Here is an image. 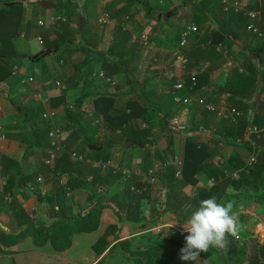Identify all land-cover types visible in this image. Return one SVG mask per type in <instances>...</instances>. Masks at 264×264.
<instances>
[{
	"label": "crops",
	"instance_id": "0c3cea01",
	"mask_svg": "<svg viewBox=\"0 0 264 264\" xmlns=\"http://www.w3.org/2000/svg\"><path fill=\"white\" fill-rule=\"evenodd\" d=\"M3 1H5V5L7 3H18L23 6V10L24 6H27V2L24 3L25 0ZM37 1L39 3L49 1L55 5V8H43L38 4L45 21L38 19L36 22V25L38 21L44 23L42 27L37 25V27L42 28L37 35V42L42 37L43 45L41 46L44 49L35 53V56L42 54L41 61L38 64L35 63L37 65L35 69L36 71L42 67L47 69L48 65V70L44 68L41 71L44 79H41L37 84L35 83V86L31 89V92H35V94L29 95L28 90H22L23 93L20 94L24 98L35 101V103H31V108L35 106V109L40 107L45 111H53L55 116L47 122L42 119L44 111L37 114L38 117L35 116L34 122H30L28 125L20 123L21 120L18 121L12 118L14 112L20 116L18 111L21 109L17 103L12 100L7 105L2 103V99L7 98V96L10 98L17 96L16 93H11L15 85L11 88V83L0 82V126H2L5 134V139L0 140V197L4 201L2 208L0 206V229L8 235H17L24 219L28 217L36 219L38 223L50 221V206L45 202H40L38 195L40 197H45L46 193L48 195L53 183H42L40 176L37 185L29 183L21 187L18 186V181H16L12 186L10 184V187L7 185L8 178L16 171L9 168L10 163H1V156L14 161H21V172L25 175L36 172L43 165H48L45 164L46 156H43L46 150L40 151L34 148L33 151H30L31 154L26 155V146L19 139L26 130V126V131L60 128L63 132L64 145H66V152L63 155L68 157L73 169H77L85 180L90 179L88 174V166H90L104 171L112 168L115 174L119 173L123 177V181L134 179L141 183L147 182V172L154 169L153 164L154 166L157 164L150 158L151 155L157 150L165 149L168 141H171L172 146L177 150L176 157L182 162L181 153L185 137L194 136V141L197 143H207L211 138L215 125L221 119L229 118L235 123L236 118L242 115V110L245 107L238 102V99H236L237 94L232 91H238L240 88L238 74L242 73L243 65L246 66V57H253L254 54L251 49L256 47L257 39H264L247 30L249 20L243 13L244 23H246L245 29L235 21V18L230 20L231 14H239L235 13L230 6L235 2H242L246 6L245 10L257 12L258 16L254 23L259 29V19L264 18V15L260 13L264 0H225L230 9L228 12H224V4L221 0ZM79 8L84 12L86 19L85 33L81 37L78 35L80 33L77 13ZM48 9L52 12L45 11ZM103 13L108 15L109 21L105 24H99L98 19ZM56 16L64 17L66 22L54 26L49 25V19ZM192 24L197 27V32L188 37L184 47H180L181 32ZM220 27H224L229 32V40L224 42L213 40V35L219 31ZM260 32L263 33V31ZM21 33L23 32L20 31L19 34L11 38L14 48L15 39L25 36ZM141 36L147 38L148 45L146 47L140 44ZM79 43L82 44L84 50L75 52L74 48ZM114 43L119 45L111 51L110 48ZM67 44L70 48L67 47ZM176 50H180L187 59L185 69H182L179 61L173 57V52ZM15 51L19 55L16 48ZM109 51L112 55L125 60L127 67L123 72H116L106 77L104 73L107 69L113 67L109 64L110 58L105 55L109 54ZM97 52L104 55L100 56ZM50 54L56 56V61L50 59ZM19 57V60H21L23 56L19 55ZM24 60H28V58L26 57ZM29 64H27V67ZM14 67L21 70V75L14 76L12 73L13 79L21 78L23 80L22 77H24L25 72L21 69V66L19 67L17 63ZM100 73H102L103 78L98 76ZM194 77H206L208 85L199 89H196V85H194L193 91L190 93L186 87L191 86L192 83L187 86L185 81ZM178 80L183 81L185 89H173L174 83ZM56 82L63 84L65 88H57L55 86ZM230 95L233 97H229ZM175 97H191L192 101L189 105H182L174 101ZM254 99L255 97L246 102L249 103L250 100L252 102ZM46 100L48 101L47 104L44 103ZM199 100H202L204 105L198 103ZM131 102H136L139 106L144 102H149L151 106L166 111L171 115L169 120L171 129H168L164 135L157 119L152 118L150 120L152 124H148L138 118L133 122L136 127L133 128V132L136 133L142 130L143 140L154 143L139 147L132 146L134 144L132 142L129 147H123V143L134 135L131 126V131L126 134L119 133L117 129L113 132L115 129L113 126H118L116 123L120 120V114L129 113L127 107ZM51 103L56 107L51 108ZM15 105L18 108L14 109ZM97 105H107L110 112L104 114L96 109ZM205 106H210L214 110L209 111ZM70 107L78 114L73 119L79 127L75 130L78 129V132L79 129L81 130L78 139H75L72 134L73 128L68 129L66 127L67 121L64 118V111L71 109ZM232 109L238 114H231ZM246 111L247 119L249 111L252 112V110L247 109ZM174 121L176 124H174ZM196 127L199 130H196ZM90 146L100 149H90ZM234 149L231 145H221L218 163L230 162ZM100 151H102L103 156L110 155L109 161L93 160ZM71 154H75L76 158H71ZM132 154L136 156L133 159L132 167L136 161L139 165H143L144 171H142L143 169L138 170L139 172L135 169L131 171L124 170L121 174L122 168H127ZM249 156L241 157L240 162L243 165L240 169L231 168L225 171V176L231 177L233 173L243 172L245 166L249 165ZM100 162L109 163V165L106 168H101L97 165ZM48 166H51V164ZM230 173L231 175H228ZM128 175L130 177L126 178ZM208 180L204 176H199L197 187L210 184ZM68 181L69 176L62 174L58 178L57 184L66 185ZM112 182V180H109V183ZM41 185H43V188ZM114 187L118 191L122 189V186L119 185L118 187V183ZM107 188L108 186L104 185V189ZM161 189H164L162 185ZM131 190L133 191L134 187H131ZM74 191L71 192V195L68 193L67 196L71 197V212L75 216L83 209L90 207L91 200L88 199V195L91 193L88 192L87 194L84 191V194H80L76 190L73 194ZM143 219L147 223L146 228L141 229L138 224L119 219L114 205L109 204L101 212L98 229L91 233H75L71 239V246L67 250L55 251L50 243L45 244L43 247H36L32 239L26 237L6 249L11 253L0 255V264H78V260H76L78 256L74 257L77 248V250L89 248L93 255V261L90 264L96 261L101 264L111 255V252L115 249L114 245L123 240L131 241L135 249L146 250L150 244L140 245L137 241H142V237L148 236L152 243L155 242L156 237H152L150 234H153V229H157L150 226L148 222L150 219L147 216H144ZM173 222L176 224L169 230V233L171 230L179 233L180 229L183 228V223L175 221L169 213H167L163 224L160 226ZM111 225H116L117 229L112 235L107 236L108 245L106 249L100 255H97L93 250V245ZM158 231L164 234L167 229L164 227ZM85 235H91L92 237L87 239ZM169 240H172L171 235H169V239L163 241L168 244ZM113 246L114 249L109 252ZM169 246L171 247L172 244ZM175 246L178 248L177 244ZM126 255L128 256L127 253ZM129 261L131 264H135L134 258ZM206 262L207 264H214L213 260Z\"/></svg>",
	"mask_w": 264,
	"mask_h": 264
},
{
	"label": "trees",
	"instance_id": "16d2710c",
	"mask_svg": "<svg viewBox=\"0 0 264 264\" xmlns=\"http://www.w3.org/2000/svg\"><path fill=\"white\" fill-rule=\"evenodd\" d=\"M17 8L20 9V21H16V23L8 22L6 19L9 16L6 11L10 13L13 9ZM22 10L23 6L18 3L2 4L0 7V82L11 83L10 81L14 78L12 76V68L18 63L20 57L15 51L11 38L21 31ZM242 15V13L237 15L231 14L230 20H234L235 18V21L241 24L242 28L245 29L246 23H244ZM259 27V30L262 31V27ZM7 28L13 29V32H8ZM84 33L85 30L82 34L78 33V35L81 37ZM228 36L229 32L226 31L224 27H220L219 31L213 35V40L224 42L229 40ZM230 36L232 35L230 34ZM213 40L211 41L213 42ZM257 42L256 47L251 49V52L254 54L253 57H246V66L243 65L244 69L242 73L238 74L240 82L239 90L232 91L237 94L236 99H238V102L245 107L244 110H242V115L236 118L235 123L229 120V118L221 119L217 125H215V129L212 131L211 138L207 143H197L194 141V136L185 137L186 139L181 153L182 167L180 177H176L177 169L172 164L174 157L172 151L175 149L171 141H168L165 149L157 150L153 154V162H156L160 167L162 166V168L159 169V178L157 179L160 185L165 189L164 212L161 219L169 213L175 221L183 223L184 219L188 218L191 214V209H188L186 207L187 205L190 204L193 208L198 207L201 200L212 196H215L218 202L227 203L234 196L232 195L233 193L228 191L230 189L239 197L250 200L254 197V193L251 192L249 188H254L261 180L264 181V179H262L264 177V39H257ZM118 45V43H114L110 50L112 51L113 48L118 47ZM67 47L70 48L68 44ZM74 49V51L77 52L84 50V47L79 43ZM97 54H100V56L104 55L101 52H97ZM105 55L107 58H110V66H113L104 73L106 77L116 72H123L127 67L125 60L120 59L119 56L112 55L110 51L109 54L107 53ZM41 57L42 54H38L37 56L28 57V60L38 64L41 61ZM40 70H43V67ZM17 82L20 83L21 78L18 79ZM193 82L196 85V89L208 85V79L206 77H194L185 81L187 86ZM229 97L232 98L233 96L230 95ZM253 97H255V99L251 104L246 102L249 99H253ZM52 107L55 108L56 105L51 103V108ZM15 108H18V106L15 105L14 109ZM36 109L32 114L37 117V114H41L45 111V109H41L40 107ZM96 109L104 114L110 112V108L107 105H97ZM127 109H129V113L124 112L120 114V120L117 119L118 123H116L118 126H113L115 128L113 132H115L116 129L119 130V133L123 132L126 134L131 130L133 132L136 128L133 122L138 118L148 124H152L150 121L152 118L157 119L162 134L164 135L168 129H171L169 122L171 115L166 111H162V109L151 106L149 102H144L141 106L136 102H131ZM247 109H251L253 113L251 122L246 119ZM25 115L26 111L23 109L20 117H24ZM15 116L17 118L19 117L16 112ZM75 116H78V114L72 110V108L64 111V118L67 121L66 127L68 129L73 128L72 134L75 139H78V134L79 132L81 133V130L79 129V132L77 131L78 129L75 130L79 128L73 120ZM249 126L256 127L260 132L259 134L250 135L248 139L245 140L246 129ZM47 129H31L28 131L26 155L31 154L30 151L37 148L40 151L46 150L43 156L47 158V150L50 147V139L48 137L49 130ZM196 130H199V128L196 127ZM141 132L143 131L139 130V132H133L134 135L132 138H129L130 140L127 139L122 146L129 147L132 142H134L132 146L145 147L147 144L152 145L154 142L143 140ZM224 144L231 145L235 149L230 162L219 164L220 147ZM91 152L96 153L95 151ZM249 155H254L255 160L254 163L245 166V173L238 171L234 179L225 176V171L231 168L239 170L243 165L240 162V158L243 156L248 157ZM110 158V155L107 154L103 156L102 151H100L98 156L93 158V160L106 162L109 161ZM4 162L10 163L9 168H13L16 171L15 174L8 178V186H10V184L12 186L16 181H18V186L21 187L29 183L37 185L40 176L42 178V183L50 182L53 183V185L48 195L47 193L45 197H40V195H38L40 202H45L50 206V221L38 223L36 219L28 217L24 219L23 225L20 227V231L17 235L5 234L0 229V255L11 253V251L6 249L12 247L26 237H30L36 247H43L45 244L50 243L55 251L61 252L67 250L71 246V239L75 233H91L98 229L101 212L109 204L114 205L116 215L119 219H124L132 224H138L141 229L146 228V224L140 225L139 223L144 220V203L155 200V198L152 199V194L156 191L157 180L153 185L146 181L141 183L134 179L123 181V177L119 173L115 174L112 168L104 171L90 166H88L90 179L85 180L81 177L77 169H73V166L68 161V157L64 155L60 159L57 158L51 166L43 165L42 168L29 175H25L21 172V161H14L8 157L1 156V163ZM142 171H144V169ZM62 174H67L69 176V181L66 185L57 184V180ZM199 176H204L209 179L208 182L210 181L211 183L208 187L207 185L197 187ZM109 180H112L114 185L118 183V187L120 185L122 189L118 191L114 185H111L112 183H109ZM104 185H107L108 188L104 189ZM41 186L43 188V185ZM131 187H134L133 191ZM195 187H197V191L189 198L187 204L184 206L181 199L184 189H195ZM76 190L79 191L80 194H84V191H86L87 194L88 192L91 193L88 195V199L91 200V202L89 208L83 209L74 216L70 207L71 197H68L67 194L70 193L71 195L72 191H74V194ZM88 199L86 198L87 201ZM257 200L260 202L262 207L261 210L264 212V197H258ZM3 204L4 201L2 197H0L1 208ZM239 217L240 226L242 224L243 228L246 226V223H244L243 217L240 214ZM148 222L151 227H158L163 224L164 220L150 219ZM37 223L38 225H36ZM116 229V225H111L106 229L104 235L98 238L93 245V250L97 255H100L106 249L108 245L106 240L107 236L112 235ZM174 234L178 236V233ZM228 242L229 251H227V258L230 259H227V261L230 260V264H264V241L255 247L248 255L243 250L237 251V249H234V244L237 242L241 243L239 240L232 239L229 236ZM116 244L114 245L115 248L120 247L125 253L129 252L133 255L135 264H187L178 259V254L183 246L178 245L177 242L173 240H169L168 245L177 244L178 248L176 251L169 246L166 247V250H163L160 243L156 240L151 244L152 246L150 248L148 247L146 250H130L129 247L132 243L129 240H123ZM114 246L110 248L109 252L114 249ZM210 249L212 250L211 252L215 251V248ZM213 263L217 264L215 260H213Z\"/></svg>",
	"mask_w": 264,
	"mask_h": 264
},
{
	"label": "rangeland",
	"instance_id": "374dc122",
	"mask_svg": "<svg viewBox=\"0 0 264 264\" xmlns=\"http://www.w3.org/2000/svg\"><path fill=\"white\" fill-rule=\"evenodd\" d=\"M5 1L0 0V7L2 4H4ZM27 2V6H24V10L22 13V22H21V34H24L25 36L19 37L17 39H15V48L18 51L21 57V60L18 61V66H21V69H23V71L25 72V74L23 75L24 77L22 78H28V77H32L34 82L32 85H27L26 83H23L22 80L20 83H18V79H13V81L11 82V88L15 85L14 90H12V94L16 93L17 96L14 98H10L7 96V98H3L2 99V103L4 105H7L8 102L10 100H12L13 102L15 101L17 103V105L20 107L21 110H25L26 111V115L24 117H16L15 116V112L12 115V118L16 119V120H21L19 121L20 123L22 122L25 123L26 125H28L30 122H34L35 121V116L32 114L33 111H35V106H33L32 108L31 103H35V101L32 99L30 100L29 98H24L22 97V95L20 93L22 90H28L29 91V95L30 94H35V92H31V89L35 86V83H39L41 81V79H44L43 73L41 72L42 70H38L36 71V67L37 65L35 63L29 62L28 60H24L26 57H32L35 56L36 52H41L43 51V47L41 45L38 44L37 42V35L41 32L42 28L37 27L36 22L38 19L45 21V19L42 17L41 12H40V7L38 6L39 2L37 0H25L24 3ZM42 11V10H41ZM47 12H52L51 10H45ZM7 15L9 16L6 20L8 22H15L16 21H20V9H13L10 13L8 11ZM264 12V2L262 4V8H261V15ZM5 15V16H7ZM61 17V16H59ZM261 24V25H260ZM259 26L262 27V31L264 33V18L259 19ZM8 32H13V29L7 28ZM41 39H43L41 37ZM43 42V41H42ZM55 54V53H54ZM50 54L49 57L52 61H56L55 58L57 54L55 55ZM52 55V56H51ZM59 58V57H58ZM21 61V62H20ZM24 61V62H23ZM30 63L27 67V64ZM44 65V64H43ZM45 68V67H44ZM43 68V69H44ZM46 69V68H45ZM48 70V65H47V69ZM50 78V77H49ZM19 93V94H18ZM31 111V112H30ZM26 130H27V126H26ZM24 131L20 138L21 142L24 144V146L27 147L28 144V139H27V135H28V131ZM175 149V148H174ZM176 149L173 150V155L176 156ZM131 157L129 158L130 161H128V166L127 168H122L121 170V174L123 173V171H131L132 169L135 170H140L143 168V165H139L138 162H134L133 167H132V162L133 159L136 158V156L134 154L130 155ZM254 156V155H251ZM249 156V157H251ZM152 160H154L153 155H151L150 157ZM250 159V158H249ZM137 160V159H136ZM248 164H249V160H248ZM155 166H157L158 168H162V166L160 167V165L155 164ZM153 164V167L155 169V181H156V191H154V193L152 194V199L155 198V200H151L149 203H144L143 206V210H144V216H147L149 219H156V220H165L166 215L162 217L163 215V207H164V189H161V185L158 181L157 178H159V170L158 168H156ZM132 167V168H131ZM158 170V171H157ZM139 172V171H138ZM241 173H245L241 172ZM228 175H231L228 174ZM237 176L234 175L232 177V179H234ZM130 175L126 176V178H129ZM143 179H145L143 177ZM264 179V177L262 178ZM155 183V182H154ZM211 183V182H210ZM207 187L209 184H206ZM205 185V186H206ZM251 192H253V198L250 200H245L243 197H239L237 194H235L233 191H230L231 193H233L232 195H234L230 201L234 202L235 205V209L239 212V214L243 217V221L244 223H246V226L242 228V224L240 226V239L239 241L241 243H236L234 244V249H237V251H245V253L248 255L250 254L253 249L255 247H257L259 244H261L264 241V212L261 210V204L260 202L257 200L258 197L259 198H263L264 197V181L261 180L260 183L258 185H256L254 188L250 187L249 188ZM197 191V187H195V189H190V188H186L183 191V196L181 197L182 199V203L185 206L189 200V198L192 197V195L195 194V192ZM228 192V193H230ZM157 200V201H156ZM187 218L184 219V222ZM183 222V223H184ZM147 222L145 220H142L139 224L143 225L146 224ZM159 227V226H158ZM157 228V227H156ZM174 233H178L175 232L173 230H171V232L169 234L166 233L162 234V232L153 229V234H150L156 237V241H158L162 247L163 250H166V247H168L169 245L164 243V239H169V235H171L172 240L176 241L178 245L181 246H185V236L187 235V233L183 230V228L180 229V232L178 233V236ZM167 234V235H166ZM167 236V237H166ZM85 237L88 239L90 237H92L91 235H85ZM231 237V236H230ZM159 238H161V240H159ZM232 238V237H231ZM142 241H137L140 245L144 244H150L149 248L152 246L151 243L152 241L148 238V236L146 237H142L141 238ZM234 239V238H232ZM263 240V241H262ZM136 243V242H135ZM229 245V242H228ZM172 244L171 248H173L175 251L177 250V246H175ZM170 247V246H169ZM78 249V248H77ZM75 250V254L74 257L78 256L76 258V260H78V264H90L93 261V255L91 253V251L89 250V248H83L81 250ZM130 250H135V248L132 246L129 247ZM229 247L227 246L225 249H217L215 248V251L211 252L212 250L209 249L207 253H201L199 256V261L200 264H207L206 261H212L215 260V262L217 264H226L229 263L230 260L227 261L228 254L227 251ZM220 253V255H219ZM128 256L126 255V253H124V251H122V248L120 249V247H116L113 252H111V255H109L107 257V259H105V261H103L101 264H131L129 260H132L133 255H131L129 252L127 253ZM180 256V253L178 254V259ZM209 256V257H208ZM212 256V257H211ZM205 260V261H203ZM227 261V262H226ZM234 261V260H233ZM30 262H32L30 260ZM236 262V261H235ZM187 264H196L195 261H188L186 262ZM230 264V263H229Z\"/></svg>",
	"mask_w": 264,
	"mask_h": 264
},
{
	"label": "built area",
	"instance_id": "2783aa9c",
	"mask_svg": "<svg viewBox=\"0 0 264 264\" xmlns=\"http://www.w3.org/2000/svg\"><path fill=\"white\" fill-rule=\"evenodd\" d=\"M221 2L224 4V12H228L229 6H227V2L225 0H221ZM245 4H243L242 2H235L233 5L230 6V8L235 12V13H243L249 20V24L247 25V30L253 32L254 34H256L258 37L264 38L263 33H261L259 31V29L257 28V26L255 25L254 21L256 20L258 14L255 11H251V10H245ZM109 21V17L106 13H103L101 15V17L98 19L99 24H105ZM66 19L64 17H51L49 19V25H56L58 23H65ZM38 26H44V23L42 21H38L37 23ZM197 32V27L195 25H189L188 27H186L185 29H183V31L181 32L180 35V41H179V46L180 47H184L186 45L187 39L188 37ZM140 44L143 45V47H146L148 45L147 42V38L145 36H141L140 39ZM38 43L40 45H43V42L41 39H38ZM173 57L175 58V60L179 61L181 68L185 69L186 64H187V59L184 56V54L180 51V50H176L173 52ZM12 73L14 76H20L21 75V70L18 67H14L12 70ZM100 78H103L102 73H100L98 75ZM94 77H96V75H94ZM23 83H26L27 85H32L34 80L32 77H28V78H23L22 80ZM195 83L193 82L191 86L186 87L188 92H192L193 91V87H194ZM55 86L57 88L60 89H64V85L56 82ZM173 89L174 90H182L185 89L184 83L181 80H178L174 83L173 85ZM174 101L176 103H180L182 105H189L191 104V97H185V98H179V97H175ZM45 104L48 103V101H44ZM201 105H204V102L202 100H199V102ZM71 108V107H70ZM205 108L209 111H213L214 109L210 106H205ZM231 114L237 115L238 113L235 110H231L230 111ZM55 113L53 111H48L46 110L43 114H42V119L45 121H49L52 118H54ZM225 118H227V116H225ZM174 124H176V122L174 121ZM260 130L257 129L256 127L253 126H249L246 129V133H245V138L248 139V137L250 135L253 134H259ZM48 137L50 139V147L47 150V158L45 160V164H52L53 161H55L57 158H59L61 155H63L66 152V148L65 145L63 143V132L60 128L54 127L52 129L49 130L48 132ZM5 139V134L3 132L2 126H0V140ZM71 158H76L75 154H71ZM255 157L251 156L249 159V165L254 163ZM98 166H100L101 168H106L109 163H97ZM173 165L176 167L177 171H176V177H180L181 176V167H182V162L178 157H174L173 159ZM155 169H151L147 172V182L149 184H153L155 182ZM234 175H236V173L232 174L231 177H233ZM165 225L163 226H159L156 229L157 230H161L162 228H164ZM93 264H98V261H96Z\"/></svg>",
	"mask_w": 264,
	"mask_h": 264
},
{
	"label": "clouds",
	"instance_id": "9594fccd",
	"mask_svg": "<svg viewBox=\"0 0 264 264\" xmlns=\"http://www.w3.org/2000/svg\"><path fill=\"white\" fill-rule=\"evenodd\" d=\"M191 214L183 223L185 246L180 249V260L195 261L200 264L199 256L210 248L225 249L228 237L240 239V217L234 202H218L215 196L203 199L198 207L186 206ZM175 222L165 225L167 234ZM166 234V235H167Z\"/></svg>",
	"mask_w": 264,
	"mask_h": 264
},
{
	"label": "water",
	"instance_id": "95a60500",
	"mask_svg": "<svg viewBox=\"0 0 264 264\" xmlns=\"http://www.w3.org/2000/svg\"><path fill=\"white\" fill-rule=\"evenodd\" d=\"M39 5L43 8H55V5L49 1H42L39 3ZM78 13V18H79V24H78V30L80 33H82L84 31L85 25H86V19H85V14L84 12L81 10V8H79L77 10ZM251 102V100L249 101V103ZM22 111L19 110L18 114L21 115ZM248 121L251 122L252 120V112L249 111L248 113ZM80 135V134H79ZM90 149H96L99 150L100 148H95L93 146H90Z\"/></svg>",
	"mask_w": 264,
	"mask_h": 264
}]
</instances>
